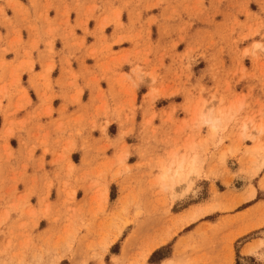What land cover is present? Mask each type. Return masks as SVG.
Listing matches in <instances>:
<instances>
[{"label": "rangeland", "instance_id": "1", "mask_svg": "<svg viewBox=\"0 0 264 264\" xmlns=\"http://www.w3.org/2000/svg\"><path fill=\"white\" fill-rule=\"evenodd\" d=\"M132 1L121 54L84 42L55 54L67 70L58 94L22 81L39 67L16 42L25 60L0 88V128L8 126L0 132V264H261L264 0H231L229 19L208 0ZM56 26L47 38L64 45L69 24ZM54 97L89 108L98 142L84 143L87 127L74 136L83 151L109 157L106 172L76 173L79 150L66 157L75 142L52 173L39 168L33 147L14 151L23 114ZM180 164L190 172L186 189L170 182ZM192 189H200L195 199Z\"/></svg>", "mask_w": 264, "mask_h": 264}, {"label": "crops", "instance_id": "2", "mask_svg": "<svg viewBox=\"0 0 264 264\" xmlns=\"http://www.w3.org/2000/svg\"><path fill=\"white\" fill-rule=\"evenodd\" d=\"M211 1L219 11L216 14L217 17L230 18V13H224L223 8L227 3L229 7L231 0H224L222 3L217 0H208V2ZM133 2L132 0H102L100 2L97 0H0V88L8 86L13 67L22 64L25 60L24 57H18L15 52L16 42L20 38L22 49L31 51L34 67H39L32 73H21L20 77L22 81L25 79L29 83L31 81L36 83L39 95L43 92L45 95L61 92L58 86L62 79L67 77L66 68L59 69V65L65 62L56 58L55 55L60 57L61 49L67 51L64 52L66 56L76 49L73 44L79 45L84 42L85 48L106 44L105 47H109L107 50L109 57L121 54L128 49V46L123 45L130 43L128 39L130 22L136 16ZM94 4L98 9L92 12ZM117 8L122 10L121 18L115 21L113 16ZM125 11L127 12L126 22L122 21ZM65 21L69 24L71 37L67 38L64 45L56 36H53V41L47 38L49 30H55L56 25L61 26ZM103 37L105 41L101 39ZM50 50H53L52 57L49 54ZM52 64L53 68L48 70ZM80 64V61L76 62V65ZM48 81L50 88H46L48 85L45 86ZM59 103L54 97L48 107L38 105L35 110L23 114L24 130L19 137H15L17 147L14 151L23 154L33 147V157L39 168L52 173L55 168L54 163L60 159L64 147L75 142L77 148L70 150L66 157L72 161L73 154L79 150L78 162L73 164L76 173L97 176L101 172H106L110 162L109 157L106 155L99 159L101 157L92 151H83L80 146L84 140L74 136L78 125L91 128L94 119L89 117V108H64ZM96 123L103 124L104 120L96 119ZM7 128V124L4 127L1 126L0 132ZM95 132L92 129L85 132L87 134H83L85 135L84 143L92 146L98 142Z\"/></svg>", "mask_w": 264, "mask_h": 264}, {"label": "bare ground", "instance_id": "3", "mask_svg": "<svg viewBox=\"0 0 264 264\" xmlns=\"http://www.w3.org/2000/svg\"><path fill=\"white\" fill-rule=\"evenodd\" d=\"M211 126H212V129H214V126L213 125H211ZM244 128H246V127H244ZM261 129L262 128H259L258 132H261ZM172 170H168L161 177L163 182H166V181L169 180L170 173H171ZM189 174H190V172L189 173L188 172L187 173L184 172V166L182 164H180V165H178L177 167L174 168L173 174L171 175V181L170 182H177V184L178 183H184V184H182V188L186 189L191 184L190 180H189V176H188ZM199 191H200V189H195V190L192 189L191 190V198L195 199L197 197ZM167 263H169V262H167Z\"/></svg>", "mask_w": 264, "mask_h": 264}, {"label": "snow or ice", "instance_id": "4", "mask_svg": "<svg viewBox=\"0 0 264 264\" xmlns=\"http://www.w3.org/2000/svg\"><path fill=\"white\" fill-rule=\"evenodd\" d=\"M261 132H262V134H264V128L261 129ZM260 175H261V176H264V170L261 171ZM261 183H262V185H264V180H262ZM261 226H262V228H264V222H262ZM259 247H260L261 249H264V239H262V240L260 241ZM248 254H249V255H253V254H255V250L253 249V250L249 251ZM260 261H261V264H264V256H261V257H260ZM169 264H174V262H173V261H170Z\"/></svg>", "mask_w": 264, "mask_h": 264}]
</instances>
